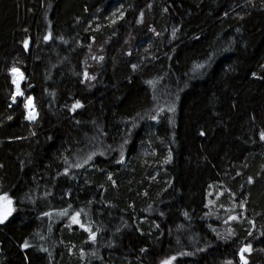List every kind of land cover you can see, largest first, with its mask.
I'll use <instances>...</instances> for the list:
<instances>
[{"label": "trees", "instance_id": "obj_1", "mask_svg": "<svg viewBox=\"0 0 264 264\" xmlns=\"http://www.w3.org/2000/svg\"><path fill=\"white\" fill-rule=\"evenodd\" d=\"M262 134L264 0H0V264H264Z\"/></svg>", "mask_w": 264, "mask_h": 264}, {"label": "snow or ice", "instance_id": "obj_2", "mask_svg": "<svg viewBox=\"0 0 264 264\" xmlns=\"http://www.w3.org/2000/svg\"><path fill=\"white\" fill-rule=\"evenodd\" d=\"M27 47V45H25ZM16 70L13 69V72H15ZM16 81H14L15 83ZM77 107H79V103H77L76 105ZM29 118H32L34 119V115L30 114V117ZM203 135V133H201ZM262 139H264V134H262L261 136ZM88 159H91V157H89ZM78 167L80 165H77ZM12 200L10 198L7 197V195H0V224L4 223L5 220H7V218L9 216L12 215V212H13V208H12ZM67 213H62V215H66ZM79 213L76 214V216L73 217V221L77 224L80 223L78 217H79ZM81 227H83V225L81 224ZM90 231V230H89ZM92 239L95 240V236L93 235L92 236ZM25 247H28L27 244H25ZM251 251V246H247L245 248H242L241 251H240V259L243 261V264H248V261L245 259L244 257V253L245 252H250ZM176 259V257H172L171 259L169 260H165L163 261V264H173V261ZM228 264H231V262L229 261Z\"/></svg>", "mask_w": 264, "mask_h": 264}, {"label": "rangeland", "instance_id": "obj_3", "mask_svg": "<svg viewBox=\"0 0 264 264\" xmlns=\"http://www.w3.org/2000/svg\"><path fill=\"white\" fill-rule=\"evenodd\" d=\"M15 72H19V73L21 74V76L23 77V81H22V84H23L24 81H25V76L22 75V73H21L20 71H18V70H16ZM15 72H12V80H13V85H14V88H15V97H16V98H23V92H22L21 89H20V92H21V93H20V94L17 93V88H16V86H15L16 82L14 83V81H16V78L14 77V73H15ZM22 84H21V86H22ZM30 101H32V99H30V100L27 102L26 109L28 108V103H29ZM34 106H35V105H34ZM35 110H36V112L38 113L36 107H35ZM29 117H30V116H29L28 109H27V120H28L29 122H35V120H34V121L31 120L32 118H29ZM12 208L14 209V205H13V203H12ZM13 214H14V210H13V212H12V215H13ZM12 215H11V216H12ZM11 216H9V217L7 218V220L4 221V223L7 222ZM4 223H2V224H4ZM251 251H252V248H251ZM251 251H250V252H245V253H244V257H245L247 254H250ZM245 258H246V257H245Z\"/></svg>", "mask_w": 264, "mask_h": 264}, {"label": "bare ground", "instance_id": "obj_4", "mask_svg": "<svg viewBox=\"0 0 264 264\" xmlns=\"http://www.w3.org/2000/svg\"><path fill=\"white\" fill-rule=\"evenodd\" d=\"M14 77L16 78V84H15V86L17 88V93L20 94L21 93L20 92V89H21V84H22V81H23V77L21 76V74L19 72H15L14 73ZM27 109H28L29 116H30V114H32V115H34L35 118L37 117V114L38 113L35 110V106H34L33 99H32V101H30L28 103V108ZM34 119H31V120L34 121Z\"/></svg>", "mask_w": 264, "mask_h": 264}, {"label": "built area", "instance_id": "obj_5", "mask_svg": "<svg viewBox=\"0 0 264 264\" xmlns=\"http://www.w3.org/2000/svg\"><path fill=\"white\" fill-rule=\"evenodd\" d=\"M37 118H38V114H37V117L34 119L35 121L37 120Z\"/></svg>", "mask_w": 264, "mask_h": 264}, {"label": "water", "instance_id": "obj_6", "mask_svg": "<svg viewBox=\"0 0 264 264\" xmlns=\"http://www.w3.org/2000/svg\"><path fill=\"white\" fill-rule=\"evenodd\" d=\"M34 101V100H33Z\"/></svg>", "mask_w": 264, "mask_h": 264}]
</instances>
